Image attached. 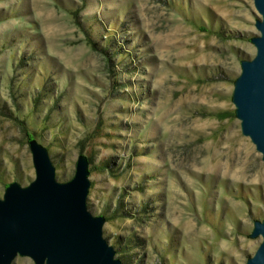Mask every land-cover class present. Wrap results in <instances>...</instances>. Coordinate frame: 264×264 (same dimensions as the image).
<instances>
[{
  "label": "rangeland",
  "instance_id": "obj_1",
  "mask_svg": "<svg viewBox=\"0 0 264 264\" xmlns=\"http://www.w3.org/2000/svg\"><path fill=\"white\" fill-rule=\"evenodd\" d=\"M258 19L253 0H0V198L34 179L33 139L59 182L89 159L123 264H246L264 162L232 92Z\"/></svg>",
  "mask_w": 264,
  "mask_h": 264
},
{
  "label": "water",
  "instance_id": "obj_2",
  "mask_svg": "<svg viewBox=\"0 0 264 264\" xmlns=\"http://www.w3.org/2000/svg\"><path fill=\"white\" fill-rule=\"evenodd\" d=\"M253 5L261 17L254 25L259 35L250 39L256 54L240 63L232 104L241 134L264 162V0ZM28 146L34 179L10 183L0 198V264L17 257L33 264H123L103 236L105 218L88 209V158L78 156L74 176L59 182L48 150L33 139ZM250 237L261 243L246 264H264V219L254 222Z\"/></svg>",
  "mask_w": 264,
  "mask_h": 264
},
{
  "label": "bare ground",
  "instance_id": "obj_3",
  "mask_svg": "<svg viewBox=\"0 0 264 264\" xmlns=\"http://www.w3.org/2000/svg\"><path fill=\"white\" fill-rule=\"evenodd\" d=\"M219 164V165H218ZM217 167L220 169L221 172H223L224 174H231L232 173V169L231 166L228 164H220V162H218Z\"/></svg>",
  "mask_w": 264,
  "mask_h": 264
},
{
  "label": "trees",
  "instance_id": "obj_4",
  "mask_svg": "<svg viewBox=\"0 0 264 264\" xmlns=\"http://www.w3.org/2000/svg\"><path fill=\"white\" fill-rule=\"evenodd\" d=\"M92 45H93L94 47H96L95 44H92ZM88 161H89V159H88ZM89 165H90V162H89ZM105 221H106V219H105Z\"/></svg>",
  "mask_w": 264,
  "mask_h": 264
}]
</instances>
